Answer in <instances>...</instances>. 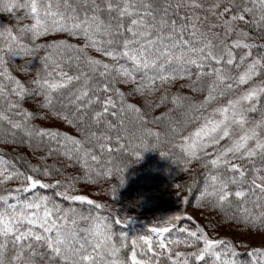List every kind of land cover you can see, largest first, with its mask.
<instances>
[{"label":"snow or ice","instance_id":"6c2138e0","mask_svg":"<svg viewBox=\"0 0 264 264\" xmlns=\"http://www.w3.org/2000/svg\"><path fill=\"white\" fill-rule=\"evenodd\" d=\"M0 12H22L16 19L31 21L15 29L0 26V128L8 125L22 134L21 142L46 144L49 154L59 152L77 161L88 180L92 173L107 176L112 172V153L127 151L124 140L131 143L139 136V146L147 149L145 137L162 135L143 127L142 110L127 103L125 93L115 85L133 84V92L150 96L158 85L186 80L184 86L203 94L202 99L173 95L175 105L187 101L185 120L163 135L179 136L175 147L186 163L203 160L208 168L197 200L222 208L231 206L235 198L246 223L264 225V51L253 55L255 49L264 50V43L249 42V33L240 27V22L255 25L264 39V0H0ZM246 16L252 20L246 21ZM50 32L83 36L87 46L111 63L85 54V72L77 54L68 57L69 62H77L76 74H70L63 64L64 54L84 50L64 40L36 43ZM42 49L43 68L25 82L17 79L10 70L12 59L34 56ZM19 70L28 72L26 64ZM244 85L248 87L241 90ZM35 96L43 98L39 108L66 120L81 138L37 128L32 123L34 114L22 107L26 97ZM167 99L165 93L159 103ZM145 103L159 107V103ZM255 112L260 118L249 120L248 114ZM129 113L134 114L132 128L126 119ZM181 123L195 126L184 135ZM134 155L139 158L141 153ZM28 168L44 177L59 171L31 164ZM9 181H19V186L10 189ZM51 188H62L55 195L65 201L104 207L87 195L70 194L71 178L67 183L44 182L0 156V264H163L165 257L170 264H190L193 258L199 264L206 258L212 264H264V247L252 248L249 259L240 260L231 242L209 238L200 226L179 227V215L152 227L154 236L132 238L125 258L128 236L124 231L114 232L109 217L64 208L36 191ZM29 192L31 198H20ZM249 204L261 209L259 215L252 213ZM80 221L87 226L80 227ZM173 231L186 235L166 240ZM181 244L194 250H174Z\"/></svg>","mask_w":264,"mask_h":264},{"label":"trees","instance_id":"16d2710c","mask_svg":"<svg viewBox=\"0 0 264 264\" xmlns=\"http://www.w3.org/2000/svg\"><path fill=\"white\" fill-rule=\"evenodd\" d=\"M0 12V26H9L14 29L23 23H31L30 20L18 21L17 16H22V12H17L15 15L10 13ZM251 16H246V21H251ZM240 27L249 33V42H255L257 44L264 43V39H261V31L257 30L255 25L248 24L246 22H240ZM222 31V29L220 30ZM234 38V37H233ZM58 40H64L69 44L74 45L76 48L83 49V53L67 52L64 54L65 59L63 61L66 71L70 74H76L77 62L73 59L68 61V57L80 55L81 60L80 70L87 72V67L84 64V55L91 56L95 59H100L103 62L111 63L110 58L103 56L102 53L97 52L94 48L87 46V42L81 35H72L67 32H50L44 37H39L36 43H53ZM258 51H264L260 49L253 50V55H256ZM45 50L42 49L34 56L30 57H14L11 61L10 70L12 74L25 82L29 77H35L38 70L43 68L41 57L44 55ZM27 66L28 72H22L19 67L22 65ZM195 78V77H193ZM187 81L174 82L173 84L158 85L157 91L152 95H141L140 93L133 92L135 85L133 84H120L115 86L120 88L125 93V100L127 103H132L136 107L140 108L144 114L145 123L143 127L149 128L155 132H160L162 135L159 138L145 137L149 142V147L144 149L140 147L142 140L138 136L135 140L129 143L128 140H124L127 147L126 152H113L114 157L111 164L112 172L110 175H99L95 173L91 174V180L85 178V170L81 165L75 161L70 160L66 156L61 155L59 152H53L49 154V146L41 144L36 146L35 141L30 143L21 142L23 139L22 134L17 130H12L10 126L4 125L0 128V156H3L5 160L15 164L21 171L33 174L38 178L44 180V182L54 183L59 180L63 183H67L69 178L72 179L74 190L70 192L72 195L84 194L96 203L104 205L102 209H96L94 205L81 204L80 202L65 201L63 197L55 195L57 191H62V188L51 189H37L41 195H48L62 207H75L79 212L88 215H102L109 217L113 224V230L117 234L120 231H124L128 236L127 248L125 250V258L131 252V240L132 238L141 235L154 236L150 232V229L158 225L157 220L162 216L166 209H185L192 210L196 219L184 221L182 219L177 222L179 227H187L190 230H195L196 226H200L204 229L209 238L217 239L220 233H225L226 229L232 225V230L240 234H250V231L261 232L264 231V225L259 222H245L242 218L243 214L239 212L238 205L233 198V204L231 206L224 205L222 208L212 207L210 203L205 200L200 202L197 200L199 191L204 185L205 176L208 174V168L204 167L203 160H191L186 163L187 158L183 155L179 148L175 147L180 143L178 135H163L166 132H170L171 126L176 122H183L185 120V113L187 111V101L183 106L175 105L171 102L173 95L190 96L195 100L202 99L201 93H193L192 90L184 85ZM31 87V85H29ZM248 85L241 86V90L247 88ZM131 93V94H129ZM167 94L168 99L163 103L160 102L161 95ZM112 93H109L111 95ZM42 97H26L22 102V107L32 112V123L37 127H45L49 130H56L66 133L67 135L81 138L80 133L73 125L69 124L66 120L61 119L59 116L52 115L47 109L39 108L38 102H42ZM62 97H58V100ZM115 99V97H114ZM151 101L153 104L159 103V107L151 108L145 101ZM224 101H221L223 103ZM57 109L60 110V105L57 103ZM170 110V111H169ZM68 113L72 111L71 107L67 110ZM249 120H255L260 118V113H249ZM165 118L156 120L154 117ZM134 117L133 113L127 114L126 119L129 121V127L134 125L131 123ZM111 118V117H110ZM56 125H51L52 122ZM178 126H183L181 123ZM195 125L190 123L184 127V135H187L189 131L193 129ZM5 130H7V135ZM15 132V137L12 133ZM152 145H155L153 147ZM56 147L55 144L52 145ZM116 147L115 144L112 145ZM139 151L140 157L137 158L134 152ZM209 151H212L211 149ZM164 153V155H161ZM43 157V160H41ZM107 157H105V160ZM235 162V161H233ZM28 164L35 165L40 169L45 166L58 169L54 171L52 176L44 177L40 173H31L28 168ZM210 167V166H209ZM104 171V169H101ZM123 180L121 184L120 181ZM193 183L195 186L193 187ZM19 186V181H9L7 187L15 189ZM21 199L31 198V192L21 193ZM254 199V198H253ZM10 202L15 203V200ZM253 214L259 215L261 209L256 208L254 205H247ZM137 216L142 217L138 220ZM147 218L157 219L151 221ZM119 219L122 222L116 224L115 221ZM142 220V222H141ZM80 227H86V222L80 221ZM225 229V230H224ZM223 231V232H222ZM186 234H180L178 231H173L170 235L166 234L165 239H175L179 237L184 238ZM235 249L237 245L231 243ZM200 247L203 245L200 244ZM174 250L180 251H193L194 249L188 248L185 245L174 246ZM239 253L240 260H248L249 257L247 251ZM163 264H170L165 258ZM190 264H199L193 258ZM204 264H212L211 258H206Z\"/></svg>","mask_w":264,"mask_h":264},{"label":"rangeland","instance_id":"374dc122","mask_svg":"<svg viewBox=\"0 0 264 264\" xmlns=\"http://www.w3.org/2000/svg\"><path fill=\"white\" fill-rule=\"evenodd\" d=\"M5 14V13H4ZM3 14V15H4ZM51 125H56L55 121L51 123ZM179 215L182 217V219H184V221H187L188 219H186L187 216H191L192 217V221H199V219H196V215L192 210H188L185 209V207L180 208V209H166L164 210L162 216H160V218L157 219H153V220H157L158 225H160L162 223L163 220L167 219L168 217L171 216H176ZM137 219L140 220L142 219V217L137 216ZM151 221V223L155 222L153 220H151V218H147ZM182 219L180 220V223L182 221ZM142 222V220H141ZM179 221H176V223ZM155 224L157 225V223L155 222ZM225 230V229H224ZM226 232L224 233H220L217 239H222L225 241H229L233 244L237 245V249L240 252H244L247 251L248 249H252L254 247H264V245H262V238H264V231L261 232H257V231H250V234L244 233V234H240L236 231L232 230V225L230 227H228V229L225 230Z\"/></svg>","mask_w":264,"mask_h":264},{"label":"clouds","instance_id":"9594fccd","mask_svg":"<svg viewBox=\"0 0 264 264\" xmlns=\"http://www.w3.org/2000/svg\"><path fill=\"white\" fill-rule=\"evenodd\" d=\"M63 235H65L67 237L68 234L67 233H64Z\"/></svg>","mask_w":264,"mask_h":264}]
</instances>
